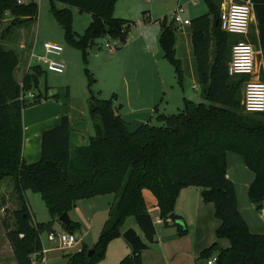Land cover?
<instances>
[{
  "label": "trees",
  "instance_id": "1",
  "mask_svg": "<svg viewBox=\"0 0 264 264\" xmlns=\"http://www.w3.org/2000/svg\"><path fill=\"white\" fill-rule=\"evenodd\" d=\"M48 1L65 42L80 50L82 57L93 45V39L104 34L123 42L132 24L112 16L114 0ZM249 1L256 35H249L245 41L260 50L264 69V0ZM54 2L61 7L56 8ZM203 2L207 11L189 19L187 30L193 77L206 102L183 98L180 111L156 115L161 125L143 122L129 134L114 105V97L101 99L88 91L86 110L93 135L87 144H71L68 119L62 115L55 126L41 132L38 159L25 163L21 155V111L44 100L46 87L43 95L33 92L44 70L29 66L16 79L22 54L6 47L3 37L12 28H28L32 35L21 44L29 51L37 4L34 0H0V182L7 179L4 183H9L3 189L0 186V202L7 192L15 201V208L10 211L13 225L8 228L2 222L15 264H31L32 255L36 264H43L40 233L52 231L53 220L70 211L76 200L97 195H113L107 217L93 244L90 247L82 244L79 250L64 254L65 264L100 261L107 243L120 235L128 217H132L144 243L151 244L154 227L142 190L150 192L158 218L166 224L179 190L189 186L199 187L201 201L211 203L212 215L218 222L214 238H223L228 244L220 248L216 241L212 242L199 252L194 264L211 255L215 256V264H264V232L248 230L237 210L233 184L225 175V152L240 155L252 173L246 196L258 211L264 201V112L242 110L241 85L246 77L229 76L226 72L230 46L237 40L218 27L219 0ZM70 8L90 15L81 34L70 28ZM158 24L162 56L173 66L179 83L181 70L174 56L171 23L162 18ZM28 90H32L33 97L21 98ZM25 190L39 194L49 220L38 223L31 220L23 197ZM60 226L71 233L80 228L73 220L68 226ZM89 249L92 252L87 257ZM116 264H141L139 252L124 255Z\"/></svg>",
  "mask_w": 264,
  "mask_h": 264
},
{
  "label": "rangeland",
  "instance_id": "2",
  "mask_svg": "<svg viewBox=\"0 0 264 264\" xmlns=\"http://www.w3.org/2000/svg\"><path fill=\"white\" fill-rule=\"evenodd\" d=\"M26 1L28 0H23V2ZM34 1L37 4V15L32 38L33 52L36 55L42 54L41 44L43 42L61 45L62 52L56 59H59L63 63L64 69L60 74L44 70L38 80V86L33 92L43 95L44 87H46L45 98L37 104L28 105L22 109L21 115L23 118L25 113L26 121H29V117H32V114L39 110L37 106L43 103L45 104L43 105V109L51 114H69L72 118L78 116L77 119H84L88 131L93 135V128L86 110L88 91L101 99L114 97V105L117 107L121 117L123 115L126 119L127 122L125 123L138 120L147 122L150 125H161L162 121L156 115H168L180 111L183 98L193 102H206L201 97L200 88L193 77V62L187 36V26L180 28L175 24L171 25L174 37V56L179 60V68L181 70L179 83L173 66L162 56V50L158 43L160 33L159 20L165 18L166 23H168V16L176 5H181L183 16L188 19L203 14L207 11L203 0H114L111 9L112 16L128 20L132 23L126 32L124 41L120 42L117 38H112L106 34L96 37L93 39L92 45L95 50L93 51L91 47L87 48L84 57L81 56L80 50L65 42L63 31L50 12L49 1ZM227 1L219 0V8L221 4ZM231 1L245 2L246 0ZM53 5L56 8L61 7L57 2H54ZM89 21V13L70 8V28L74 33L81 34ZM5 24H2V29L5 28ZM253 26L254 20L252 18L250 23L251 32ZM31 35L28 28H12L3 37V44L6 47H13L17 52H21L22 54V59L20 57L19 67L15 74L16 79L29 66H36L32 60H29L28 49H25L22 45L28 41ZM229 35L233 40H249V36L243 38L237 34L230 33ZM251 36H253V33H251ZM183 42L185 43L182 47ZM105 43L112 48L105 46ZM251 44L253 45V43ZM256 66L258 79L264 82L262 54L258 53L256 55ZM137 86L141 88L142 92L139 97L134 94ZM28 91L32 92V90ZM26 99L30 98L26 97ZM79 113H81V117ZM132 113L133 115H137L139 119L130 118ZM40 114H44V112H40ZM226 156L228 163L231 156L235 158L239 157L231 152H226ZM5 180L7 179L0 182L2 189L5 186H9V183L5 185ZM195 189L198 190L199 188H190L191 192H195ZM10 194V192H7L4 200L0 202V205L4 206V208L0 206V264H13L12 254L5 237V223L8 228L13 225L10 211L12 208H15L14 198ZM23 197L33 222L38 223L49 220L44 203L38 193L25 190ZM96 200L98 199H83L78 205L87 210L94 205ZM205 204L212 207L211 203H204L203 205ZM192 205L193 202H191L190 208H187L188 213L192 212ZM172 213L174 212L172 211ZM176 215L180 216L179 214ZM203 215H207V218L212 221L210 228L208 227V234L212 231L211 237L214 239L212 229L216 226L217 221L213 218V215L210 217L211 214L209 213L203 212ZM255 215V224L261 226L264 222L259 216L258 211L255 212ZM180 217V220L168 219L166 224L161 222V225L156 224L155 226V228L160 229L163 238L167 239L171 247V237L183 235L179 231L180 229H185L186 227L187 233L190 232L191 236L194 233L201 232L200 227L197 230L195 223L191 222L192 218L184 220L182 216ZM3 221L5 222L4 224L2 223ZM130 222H133L132 217L126 218L124 223ZM51 228L54 232L62 230L56 219L53 220ZM202 229H204L203 226ZM81 232L80 228L72 232L75 235L76 241L63 249L56 247L55 242L47 241L46 232L40 233L41 246L46 249L43 264H65L66 259L64 254L74 252L80 245L81 242L78 240ZM196 242L198 243L197 240ZM83 243L89 247L92 245L86 239L83 240ZM216 243L220 248L227 246V241L223 238L216 239ZM140 255L139 252V257ZM178 259V256L175 254L170 263L167 259L164 264H180L181 261H178ZM33 263L36 264V261L32 257Z\"/></svg>",
  "mask_w": 264,
  "mask_h": 264
},
{
  "label": "crops",
  "instance_id": "3",
  "mask_svg": "<svg viewBox=\"0 0 264 264\" xmlns=\"http://www.w3.org/2000/svg\"><path fill=\"white\" fill-rule=\"evenodd\" d=\"M20 1L23 2V0ZM33 28L35 29V25L33 26ZM184 43L185 42L182 43V47ZM140 93L142 94L141 88L137 86L134 90V94L137 97H139ZM43 105L45 104L41 103L39 104V106H37V109L39 110H37L36 113L32 114L33 115L32 117H29V121H26L25 113L23 115V118L21 115V125H22L21 155L25 163H31L38 159L41 132L43 130L55 126L58 123L60 116H62L59 115V113L51 114L47 112L45 109H43ZM40 112L41 113L44 112V114H40ZM79 115L80 117L82 116L81 113H79ZM65 116L67 117L69 123L68 137L71 144L75 146L86 145L89 136H91L90 132L88 131V128L85 125L86 121L81 118L77 119L78 116L75 118L70 117L69 114H66ZM130 118L139 119V117L135 114L133 115V113ZM121 119L124 122H127L126 119L123 117V115ZM226 152H230V151H226ZM226 152H225V163H226L225 175L233 184L237 210L241 215V217L243 218V220L245 221L248 230L250 232L263 233L264 223L261 226H257L255 224V218H256L255 212L257 211L254 209L253 204H251L248 201L246 196L247 186L250 180L252 179V173L244 165L241 156L236 153L234 154L238 155L239 157L235 158L231 156L230 162L228 163ZM191 187L193 186L184 187L179 190L176 199L174 201V206L172 211L174 212V214H179L180 216H182L184 220H188V218H192L191 222L195 223L197 230L200 227L201 232L197 234L194 233L195 237H193L194 235L191 236L190 232L187 233L185 227L184 229L185 231L181 232L183 233V235L171 237L172 247L168 244L167 239L163 238L160 229L155 228L156 224L161 225V221L158 218L157 208L154 205L155 204L154 198L152 197L149 191L142 190V196L147 205V211L151 216L154 227V241L151 244L145 243L146 248L139 251L141 254L140 257L142 264H164L167 261V259L169 260L170 263L173 260L175 254L179 258L178 261H181L180 264H194L195 258L197 254L200 252V250L207 247L212 242L216 241L215 238L213 239L211 237L212 231L210 234H208V227L210 228L212 221H210L209 218H207V215H203V212L206 214L209 213L211 214L210 215L211 217L212 207L207 206V204L203 205L204 203L202 204V201L199 196V190H200L199 187L198 190L197 189L194 190L195 192H191L190 190ZM111 195L112 194H104V195H97L94 197H90V198H96L98 200H96V202H94V205L87 210L82 208V206L78 205V203H80V201L83 199L76 200L74 207L67 212L69 219L78 222L80 226V232L82 231L79 235V240H78L81 243L76 248L75 251L79 250L82 244H85L83 243L84 239L88 240L90 244H93V242L95 241L98 232L103 224V221L107 217V211L113 199V195L112 196ZM191 202H193L192 205L193 209L191 213H188L187 208H190L189 206ZM181 205L182 207H180ZM2 208H4V206ZM202 226L204 227V229H202ZM127 227H131L140 237V239L143 241L142 235L137 229L134 222H130L127 224L124 223V226L120 230V235L110 240L107 243L103 258L94 264H116L124 255L130 253V247L128 243L121 237V232ZM215 227L216 226H214L213 228ZM196 240L198 241V243L196 242ZM42 249H44V251L42 252V262H43L44 252L46 251V249L45 248ZM12 261L13 264H15L14 260Z\"/></svg>",
  "mask_w": 264,
  "mask_h": 264
},
{
  "label": "built area",
  "instance_id": "4",
  "mask_svg": "<svg viewBox=\"0 0 264 264\" xmlns=\"http://www.w3.org/2000/svg\"><path fill=\"white\" fill-rule=\"evenodd\" d=\"M252 4L249 0L245 2H233L228 0L221 4L218 12L217 24L221 31L248 37L256 31L253 28L251 32L250 23L252 21ZM168 22L183 28L188 25L189 19L183 16V8L176 5L168 16ZM105 46L110 47L107 43ZM42 54L36 55L33 52V46L29 49V60H32L36 66L54 74L63 72V63L56 59L62 52L59 44L43 42L41 44ZM261 54L260 50L247 41L237 40L231 44L229 50V59L226 62V72L228 75H243L246 77L242 84L241 108L244 112L257 113L264 112V82L258 79V70L256 66V55ZM32 98L33 92L26 91L21 98ZM258 214L264 222V205H262ZM46 239L49 242H55V246L63 249L72 245L75 241V235L71 232L61 230L60 232H47ZM44 249H42V252ZM33 257V255H32ZM32 264V262H31ZM200 264H215V256L211 255L202 260Z\"/></svg>",
  "mask_w": 264,
  "mask_h": 264
},
{
  "label": "water",
  "instance_id": "5",
  "mask_svg": "<svg viewBox=\"0 0 264 264\" xmlns=\"http://www.w3.org/2000/svg\"><path fill=\"white\" fill-rule=\"evenodd\" d=\"M91 49L94 51V47L91 46ZM143 122L138 121V120H133L129 123H124L123 127L125 131L129 134L134 133L141 125ZM262 205H264V201L262 202ZM167 219L169 220H179L180 216L170 213L167 216ZM57 222L59 224H63L64 226L69 225V217L66 212H62L60 215L57 216L56 218ZM121 237L128 243L130 247V254L134 255L138 253L140 250L146 248V244L140 239V237L136 234V232L131 228L127 227L121 232ZM92 250L89 249L86 252V256L88 257L91 254Z\"/></svg>",
  "mask_w": 264,
  "mask_h": 264
}]
</instances>
